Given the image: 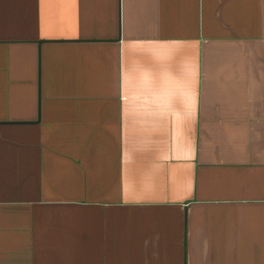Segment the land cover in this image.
Instances as JSON below:
<instances>
[{
  "label": "crops",
  "instance_id": "1",
  "mask_svg": "<svg viewBox=\"0 0 264 264\" xmlns=\"http://www.w3.org/2000/svg\"><path fill=\"white\" fill-rule=\"evenodd\" d=\"M0 264H264V0H0Z\"/></svg>",
  "mask_w": 264,
  "mask_h": 264
}]
</instances>
